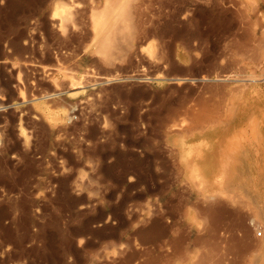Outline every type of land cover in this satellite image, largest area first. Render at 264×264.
<instances>
[{
    "label": "rangeland",
    "instance_id": "374dc122",
    "mask_svg": "<svg viewBox=\"0 0 264 264\" xmlns=\"http://www.w3.org/2000/svg\"><path fill=\"white\" fill-rule=\"evenodd\" d=\"M201 261L264 264V0H0V264Z\"/></svg>",
    "mask_w": 264,
    "mask_h": 264
},
{
    "label": "bare ground",
    "instance_id": "6f19581e",
    "mask_svg": "<svg viewBox=\"0 0 264 264\" xmlns=\"http://www.w3.org/2000/svg\"><path fill=\"white\" fill-rule=\"evenodd\" d=\"M256 110H257V109H256ZM257 111H258V110H257ZM262 111H263V110L261 109V112H262ZM261 112H259V113L261 114ZM250 113H251V112H250ZM254 113H255V112H254ZM257 114H258V113H257ZM260 114H259V115H260ZM254 115H255V114H254ZM256 117H257V116H256ZM258 117H259V116H258ZM258 117H257V118H258ZM233 186H234V184H233ZM213 204H214V203H213ZM213 204H212V205H213ZM215 204H217V203H215ZM215 204H214V205H215ZM217 205H218V204H217ZM210 206H211V205H210ZM205 208H207V207H205ZM214 208L216 209V207H214ZM217 208H218V207H217ZM220 209H221V208H220ZM218 210H219V208L217 209V211H218ZM204 211H205V209L203 210V213H204ZM214 211H216V210H214ZM217 211H216V212H217ZM213 213H214V212H213ZM217 213H218V212H217ZM206 214H207V213H206ZM210 214H211V213L208 212L207 215L209 216ZM204 215H205V213H204ZM207 215H206V216H207ZM208 216H207L206 218H205V216H204L203 219L205 218V220H206L207 218L212 217V215L209 216V217H208ZM212 228H213V227H212ZM214 228H215V227H214ZM214 228H213V229H214ZM213 229H212V230H213ZM214 230H215V229H214ZM209 232H210V231H209ZM211 232H213V231H211ZM215 233H216V231H214L212 235L214 236ZM202 236H203V235H202ZM206 237H207V236H206ZM194 238H195V237H194ZM198 239H199V237H198ZM191 240H192V242L194 241V239H191ZM195 240H196V239H195ZM202 242H204V241H202ZM193 244L195 245L196 243L193 242ZM199 244H200V243H199ZM203 244H204V243H203ZM203 244H202V246H204ZM205 244L207 245L206 242H205ZM197 245H198V244H197ZM200 245H201V244H200ZM242 246L245 247L246 245H243V244H242ZM189 247H190V246H189ZM196 247H197V246H195V248H196ZM200 247H201V246H200ZM200 247H199V248H200ZM189 250L191 251V249H189ZM200 250H201V249H200ZM190 251H189V252H190ZM193 251H194V250H193ZM195 251H196V250H195ZM195 254H196V253H195ZM197 254H198V253H197ZM198 255H199V254H198ZM201 256H202V255L200 254V258H201ZM202 257H203V256H202ZM201 259H202V258H201ZM203 259H204V257H203ZM199 261H200V260H199ZM199 263L202 264V261L199 262ZM216 264H217V263H216Z\"/></svg>",
    "mask_w": 264,
    "mask_h": 264
}]
</instances>
